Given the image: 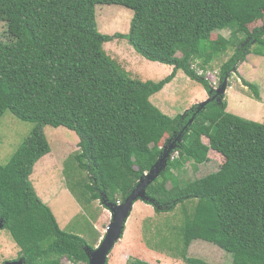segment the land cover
Masks as SVG:
<instances>
[{
	"label": "trees",
	"instance_id": "trees-1",
	"mask_svg": "<svg viewBox=\"0 0 264 264\" xmlns=\"http://www.w3.org/2000/svg\"><path fill=\"white\" fill-rule=\"evenodd\" d=\"M110 4L134 12L129 33L99 31L96 7ZM263 18L264 0H0L8 35L0 39V120L9 110L35 124L9 163L0 165V219L24 264H64V258L89 264L87 247L96 249L60 227L31 181L36 164L52 151L47 125L80 137L72 159L89 175L88 184H77L83 188L78 199L87 202L123 203L173 144L167 167L146 195L159 213L193 201L180 230L184 260L209 264L186 254L203 240L231 255V264H264V122L229 112L225 99L176 117L151 101L180 70L214 96L194 63L206 69L234 48L221 67L223 84L249 54L264 56V25L249 28ZM225 29L229 37L212 39ZM123 38L146 59L173 67L172 73L160 82L129 78L103 47ZM244 83L261 98L256 84ZM153 128L168 135L162 146L150 144ZM212 150L226 158L220 169L185 178L187 163L208 162ZM127 264L150 263L131 258Z\"/></svg>",
	"mask_w": 264,
	"mask_h": 264
},
{
	"label": "rangeland",
	"instance_id": "rangeland-1",
	"mask_svg": "<svg viewBox=\"0 0 264 264\" xmlns=\"http://www.w3.org/2000/svg\"><path fill=\"white\" fill-rule=\"evenodd\" d=\"M133 14L131 9L121 5H98L96 21L99 31L107 35L127 34ZM263 25L264 18L251 24L249 28ZM230 33V29L217 31L212 34V39L217 40L220 34L226 38ZM7 37V25L0 22V39ZM103 47L129 78L160 82L173 71L170 65L150 61L137 53L126 38L106 42ZM233 54L234 48H229L206 69L200 67L199 62L194 63L198 73L204 74L209 80L214 96L201 83L180 70L171 83L151 97V101L167 115L176 117L207 100L225 99L229 112L264 122V56L249 54L244 62L237 65L236 71L231 73L223 95L218 94L222 85L221 67ZM245 80L258 86L260 99L245 85ZM34 127L35 124L18 119L9 110L4 113L0 120V165L9 163ZM43 129L52 151L36 164L31 181L40 198L53 210L60 227L69 233L85 237L91 245L98 248L112 222V214L103 200L87 202V199H78L83 188H79L77 184L89 183L88 173L77 168L72 159L80 150V137L66 127L47 125ZM167 137L162 128H153L148 135L150 144L159 146L164 144ZM204 140L208 143L207 138ZM67 162L72 166L70 169H66ZM225 162L226 158L222 153L212 150L208 162L195 165L196 167L187 163L185 178L195 179L216 172ZM69 184L75 187L76 194L71 191ZM192 202L181 204L173 211L159 213L147 200H139L127 220L123 237L110 252L107 264H127L131 258L142 259L150 264H188L183 258L184 246L180 230L185 222V208L189 213L193 211ZM93 229L97 230L96 234ZM186 254L209 264L232 262L231 255L203 240L194 241ZM19 256L20 247L11 234L5 229L0 230V264L3 261H17ZM63 262L74 264L69 258H64Z\"/></svg>",
	"mask_w": 264,
	"mask_h": 264
},
{
	"label": "water",
	"instance_id": "water-1",
	"mask_svg": "<svg viewBox=\"0 0 264 264\" xmlns=\"http://www.w3.org/2000/svg\"><path fill=\"white\" fill-rule=\"evenodd\" d=\"M236 71V67L234 69ZM229 76L226 77L225 81L221 85V89L218 90L219 95H223L225 89L228 87ZM217 94V95H218ZM210 100H207L201 105H206ZM180 139V138H179ZM172 144L169 147H165L163 155L159 158L158 162L151 168L149 172L145 174V177L141 178L137 187L127 197L123 203L114 204L104 200V204L111 210L112 222L108 225L106 234L100 243V246L96 249L87 247L89 256V264H107L108 256L114 249L117 242L121 240L126 229L127 220L134 208V205L139 200H149L146 195L148 185H150L160 174L162 170L167 167V159L170 156L171 151L174 149ZM4 229V219H0V230ZM3 264H23V260L8 261Z\"/></svg>",
	"mask_w": 264,
	"mask_h": 264
},
{
	"label": "flooded vegetation",
	"instance_id": "flooded-vegetation-1",
	"mask_svg": "<svg viewBox=\"0 0 264 264\" xmlns=\"http://www.w3.org/2000/svg\"><path fill=\"white\" fill-rule=\"evenodd\" d=\"M19 259H21L20 256H19L18 259H16V260H19ZM4 262H6V261H3V263H4ZM3 263H1V264H3ZM23 264H24V262H23Z\"/></svg>",
	"mask_w": 264,
	"mask_h": 264
},
{
	"label": "built area",
	"instance_id": "built-area-1",
	"mask_svg": "<svg viewBox=\"0 0 264 264\" xmlns=\"http://www.w3.org/2000/svg\"><path fill=\"white\" fill-rule=\"evenodd\" d=\"M175 156H178V152L175 153L174 157H175Z\"/></svg>",
	"mask_w": 264,
	"mask_h": 264
},
{
	"label": "crops",
	"instance_id": "crops-1",
	"mask_svg": "<svg viewBox=\"0 0 264 264\" xmlns=\"http://www.w3.org/2000/svg\"><path fill=\"white\" fill-rule=\"evenodd\" d=\"M38 169V168H37ZM138 202V201H137ZM137 202L135 203V205L137 204ZM135 205H134V207H135Z\"/></svg>",
	"mask_w": 264,
	"mask_h": 264
},
{
	"label": "clouds",
	"instance_id": "clouds-1",
	"mask_svg": "<svg viewBox=\"0 0 264 264\" xmlns=\"http://www.w3.org/2000/svg\"><path fill=\"white\" fill-rule=\"evenodd\" d=\"M146 174V173H145Z\"/></svg>",
	"mask_w": 264,
	"mask_h": 264
}]
</instances>
